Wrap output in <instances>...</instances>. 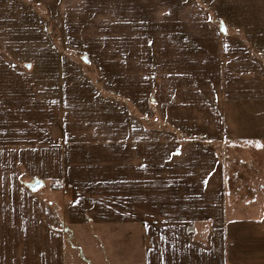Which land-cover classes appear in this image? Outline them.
<instances>
[{"label":"crops","instance_id":"crops-1","mask_svg":"<svg viewBox=\"0 0 264 264\" xmlns=\"http://www.w3.org/2000/svg\"><path fill=\"white\" fill-rule=\"evenodd\" d=\"M130 1L151 40L134 64L155 55L158 70L173 72L157 81L158 115L172 131L151 135L116 99L91 98L81 80L45 97L44 119L35 95L27 113L0 118V264H85L66 227L94 244L111 225L125 228L139 264H264V215L247 208L253 193L229 185L213 146L232 150L228 132L239 134L234 122L246 112L264 120V0ZM88 2L98 20L133 9L120 0L44 6L79 21ZM134 87L121 93L148 115L147 88ZM37 178L63 184L66 196L33 190Z\"/></svg>","mask_w":264,"mask_h":264},{"label":"rangeland","instance_id":"rangeland-1","mask_svg":"<svg viewBox=\"0 0 264 264\" xmlns=\"http://www.w3.org/2000/svg\"><path fill=\"white\" fill-rule=\"evenodd\" d=\"M45 1L0 0L1 120L7 122L15 113H27L30 95L36 96L38 119H44L46 112L42 108L45 106V97L52 98L67 88L74 89L77 85L75 80H81L88 85L84 89L93 91L91 98L99 92L105 98L116 99L121 109L126 108L149 129L151 135L157 131L171 132L172 128L163 123L158 115L157 81L163 75L173 78V72L158 70L155 55H149L145 64H134L137 59L140 60V49L151 47V40L141 38L140 35L147 28L140 20L141 10L135 7L137 3L120 0L130 4L133 9L128 12L131 13L125 15L124 6L119 5L121 7L114 14L107 13L98 20V17L90 14L89 5L92 3L88 2L83 17L75 21V15L63 20L65 17L50 14L44 6ZM53 1L56 4L60 2ZM197 1L202 3L203 0ZM66 3L76 4V0H66ZM132 48L136 49L134 53L137 55L130 53ZM196 77L202 78L203 72H196ZM132 84L134 88H140V85L147 88L148 115H142L135 104L130 103L121 93L125 86ZM114 88L117 93L110 91ZM192 89L195 92L197 87ZM254 115L249 111L244 117L235 120L239 134L228 132L226 140L230 142L228 146L232 150H226L225 144L214 143L213 146L226 165L229 185L237 181L242 191L253 193L254 199H245L249 202H246V206L262 216L264 135L260 137L259 134L264 130V120H255ZM257 147L263 150H255ZM81 157L84 158V152H81ZM21 170L23 175L27 174L23 167ZM65 189L59 182H46L36 191L55 199L58 195L66 196ZM56 204L54 208L60 215L61 206ZM86 233L93 231L88 230ZM66 234L70 251L73 249L79 255L77 262L83 258L85 264H92L95 244L94 250H97L99 258H96L94 264H139V260L131 256L134 246L128 244L123 226L99 228V242L94 244L87 238H78L74 226L66 227Z\"/></svg>","mask_w":264,"mask_h":264},{"label":"water","instance_id":"water-1","mask_svg":"<svg viewBox=\"0 0 264 264\" xmlns=\"http://www.w3.org/2000/svg\"><path fill=\"white\" fill-rule=\"evenodd\" d=\"M221 28H222V30H225V26H222ZM43 186H44V182L42 180H35V182L30 184V187L33 190H38V189L42 188Z\"/></svg>","mask_w":264,"mask_h":264}]
</instances>
